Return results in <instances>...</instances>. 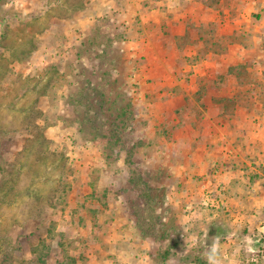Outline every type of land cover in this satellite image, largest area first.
<instances>
[{
	"label": "rangeland",
	"instance_id": "rangeland-1",
	"mask_svg": "<svg viewBox=\"0 0 264 264\" xmlns=\"http://www.w3.org/2000/svg\"><path fill=\"white\" fill-rule=\"evenodd\" d=\"M256 1L232 15L240 21H229L230 40L264 41V0ZM100 2L0 0V264H264V159L222 163L243 172L197 189L194 214L184 201L174 206L172 174L157 165V141L135 115L134 72L120 43L127 26ZM87 81L130 100L132 168L124 149L106 156L80 121L75 94ZM147 189L157 191L156 213L169 206L178 225L172 252L134 220Z\"/></svg>",
	"mask_w": 264,
	"mask_h": 264
},
{
	"label": "crops",
	"instance_id": "crops-1",
	"mask_svg": "<svg viewBox=\"0 0 264 264\" xmlns=\"http://www.w3.org/2000/svg\"><path fill=\"white\" fill-rule=\"evenodd\" d=\"M248 1L100 2L119 11L118 22L127 26L120 43L134 72L135 115L157 141V165L172 174L168 198L174 206L184 201L192 214L199 207L197 189L213 188L243 172L222 163L246 154L264 159V41L254 36L250 46L244 37L226 35L231 34L226 33L229 21H240L232 15L257 7L256 0ZM134 14L138 21H132ZM253 90L257 93L245 94Z\"/></svg>",
	"mask_w": 264,
	"mask_h": 264
},
{
	"label": "trees",
	"instance_id": "trees-1",
	"mask_svg": "<svg viewBox=\"0 0 264 264\" xmlns=\"http://www.w3.org/2000/svg\"><path fill=\"white\" fill-rule=\"evenodd\" d=\"M237 69L238 65L229 67V71ZM115 80L117 79L106 81H110L111 84L115 85ZM75 96L76 103L84 109L82 111V120L80 119V121L89 128L91 139H97L103 143L104 154L106 156H109L106 151L114 150L113 147H116L118 150L124 149L125 162L128 163L129 168H132L131 156L138 143L134 141L129 145L126 138V128L128 125L126 118L129 115L130 119L133 118L131 116L132 108L130 100L125 98L121 92L111 95V93L105 92L98 86L90 85L89 81L77 89ZM216 99L224 103H233L234 101V97H217ZM143 195L146 198V202L144 203L146 206H136L133 209V217L141 234L143 236H152L157 240L168 241L169 246L165 252H172L171 249L178 245L179 242L175 237L178 225L171 222L172 218L168 214L170 207L166 206L163 210L164 212L156 213L155 203L159 200L157 191L147 189Z\"/></svg>",
	"mask_w": 264,
	"mask_h": 264
}]
</instances>
